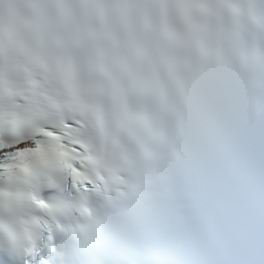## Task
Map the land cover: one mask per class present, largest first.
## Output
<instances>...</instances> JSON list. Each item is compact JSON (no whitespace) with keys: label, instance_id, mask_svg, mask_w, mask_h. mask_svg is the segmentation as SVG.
Returning <instances> with one entry per match:
<instances>
[{"label":"snow or ice","instance_id":"1","mask_svg":"<svg viewBox=\"0 0 264 264\" xmlns=\"http://www.w3.org/2000/svg\"><path fill=\"white\" fill-rule=\"evenodd\" d=\"M250 173L264 0H0V264H264L217 255Z\"/></svg>","mask_w":264,"mask_h":264}]
</instances>
